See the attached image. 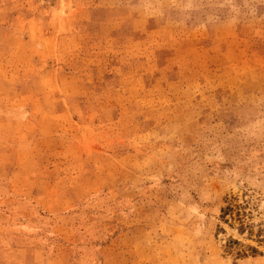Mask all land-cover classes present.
Wrapping results in <instances>:
<instances>
[{
  "label": "rangeland",
  "instance_id": "rangeland-1",
  "mask_svg": "<svg viewBox=\"0 0 264 264\" xmlns=\"http://www.w3.org/2000/svg\"><path fill=\"white\" fill-rule=\"evenodd\" d=\"M0 264H264V0H0Z\"/></svg>",
  "mask_w": 264,
  "mask_h": 264
}]
</instances>
